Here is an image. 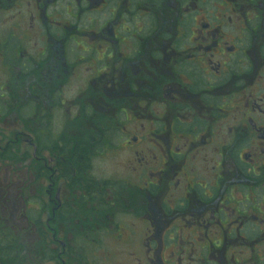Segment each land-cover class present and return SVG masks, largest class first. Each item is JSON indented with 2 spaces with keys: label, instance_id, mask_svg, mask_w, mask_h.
Listing matches in <instances>:
<instances>
[{
  "label": "flooded vegetation",
  "instance_id": "af4514ba",
  "mask_svg": "<svg viewBox=\"0 0 264 264\" xmlns=\"http://www.w3.org/2000/svg\"><path fill=\"white\" fill-rule=\"evenodd\" d=\"M6 15L0 122L18 129L0 157L50 182L58 221L128 264H264V0H0ZM54 175L71 192L55 184V207Z\"/></svg>",
  "mask_w": 264,
  "mask_h": 264
},
{
  "label": "rangeland",
  "instance_id": "374dc122",
  "mask_svg": "<svg viewBox=\"0 0 264 264\" xmlns=\"http://www.w3.org/2000/svg\"><path fill=\"white\" fill-rule=\"evenodd\" d=\"M53 11L55 12L54 9ZM17 13L18 9H15L12 11V13H10L14 14L13 19L14 16L17 15ZM7 16L8 15L0 17V37H2V35L4 36V34L9 35L12 32V20L7 23ZM66 20H68V18H66ZM1 71H4V73H6L5 79ZM13 73L14 71L8 73L6 69L0 65V85L9 86L8 82L10 79V74ZM16 76H18V74H16ZM14 129H18V126L13 122V120L9 119L8 121L0 122V149L5 145L4 140L6 139L7 133L13 131ZM53 131L55 132V118ZM20 152L21 151H17L15 153L14 157H16V159H13L11 162L7 161L4 163H0V189L2 188L4 190V186L8 187V189L5 187L4 192H0V199H2L4 203H8L6 209L8 213L14 212L16 215L20 214L21 220H24V218L27 217L31 224H33L34 220L37 221L38 227L41 230V234H43V236L45 237V243L43 245H45V248L57 252L55 256L57 257L55 262H52L50 264H61L60 261H63L64 264H67L72 262L73 259L78 260L79 257H86L89 264H128L125 250L122 251L117 241L112 239H108L107 241L103 240L102 246L100 248H95L92 243V240L95 237H85L84 233H81V231L84 232V229L83 227L79 229V224L73 221H71L70 223L64 217L60 221L56 219L55 209L52 210V205L48 201L49 195L47 194V191H49L48 184H50V182L46 181V179H38V177L33 174L34 177L36 176L35 180L33 181V185L30 188H26L22 191L23 196L26 197V200H28V202H26L25 204V207L23 208V200L20 194L16 193L18 191L17 185L18 182L21 181V179L23 180L24 178H26V181H29L30 178L33 177V175L30 174V170L29 174L24 173V169L26 168V166H19L20 163L23 162L19 158ZM11 163L13 167L10 170V166H8V164L11 165ZM96 169L99 175L106 178L109 176V174L113 175L118 172L119 168L118 165H116L115 159H109L106 162L97 161ZM116 175L118 174L116 173ZM53 177V190L50 194L51 199L53 200V206L55 207V184L62 185L61 200L63 201V203L70 199L71 192L67 187H65L64 183L61 182V179L56 183L55 175ZM3 193L6 195L4 196ZM3 202H1V204L4 205ZM1 209L3 208L1 207ZM24 221L23 223H25ZM119 221L123 222L121 223V225L127 227H131L132 223H136L131 221L129 217H124ZM137 229H141V225L139 223L137 224ZM55 231L60 234V241L65 243L64 251H62V245L55 243ZM97 240L99 241V239ZM67 247L68 249H71L70 252L66 249Z\"/></svg>",
  "mask_w": 264,
  "mask_h": 264
},
{
  "label": "trees",
  "instance_id": "16d2710c",
  "mask_svg": "<svg viewBox=\"0 0 264 264\" xmlns=\"http://www.w3.org/2000/svg\"><path fill=\"white\" fill-rule=\"evenodd\" d=\"M5 156L0 157V163L13 160L7 158L8 152ZM1 191H3L2 188ZM0 200V264H50L55 262L56 253L43 245L45 237L41 234L37 221L34 220L33 224L28 221L26 225V222L21 220L20 214L8 213L6 210L8 203ZM74 263L89 264L86 257L73 259L67 264Z\"/></svg>",
  "mask_w": 264,
  "mask_h": 264
}]
</instances>
